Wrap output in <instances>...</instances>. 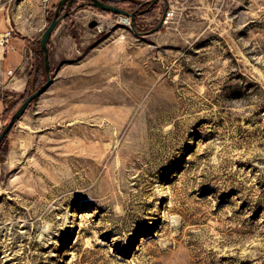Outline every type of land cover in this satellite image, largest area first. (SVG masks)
<instances>
[{"label": "rangeland", "instance_id": "1", "mask_svg": "<svg viewBox=\"0 0 264 264\" xmlns=\"http://www.w3.org/2000/svg\"><path fill=\"white\" fill-rule=\"evenodd\" d=\"M116 1L67 5L0 144V264H264V0ZM59 2L0 0V133Z\"/></svg>", "mask_w": 264, "mask_h": 264}, {"label": "water", "instance_id": "2", "mask_svg": "<svg viewBox=\"0 0 264 264\" xmlns=\"http://www.w3.org/2000/svg\"><path fill=\"white\" fill-rule=\"evenodd\" d=\"M75 0H60L57 8L55 15L52 19V21L47 25V27L44 29L41 39H40V45H41V51L44 54V59H45V65L48 73V81L44 83L40 88H38L36 91L28 95L26 99L23 101L22 105L19 107V109L13 114L11 117L9 123L3 128V130L0 133V144L3 142L4 138L7 136V134L10 132L12 127L16 124V122L24 115L26 112L27 108L29 105L37 98L39 97L49 86L51 82V74H50V49H49V43L50 39L52 37V34L58 27V25L61 23V21L69 16L71 14L70 10H67L64 13H61L62 7L65 2H68V6L71 7L73 5ZM159 0H152V3H156ZM90 5L98 7L100 9H103L105 11H110L113 13L120 14L125 17H131L132 20V26H135V13L130 12L127 9L118 6L116 3L110 2V0H91L89 2ZM79 8H75V10H78ZM165 20V15L164 19L161 22L160 26L163 24ZM91 27H96L98 26L100 30H103V25L99 23L98 19H92L89 23Z\"/></svg>", "mask_w": 264, "mask_h": 264}, {"label": "crops", "instance_id": "3", "mask_svg": "<svg viewBox=\"0 0 264 264\" xmlns=\"http://www.w3.org/2000/svg\"><path fill=\"white\" fill-rule=\"evenodd\" d=\"M72 16H74L73 13L69 17L64 18L61 21V23L58 25V27L56 28L54 33L52 34V37L49 43L50 57H51V49H52L53 42H54L53 41L54 34L56 33L59 27L61 28L67 25L68 19H71ZM69 39H66V40L68 41ZM16 40L17 41H12L11 43V45L14 46V49H11V48L8 49L6 51V54L4 55V59L2 61V69L4 73H7L11 69L14 71L12 75L13 76L12 82H11L12 88H14L15 90L19 92H24L27 89L28 84H29V76H24V73L27 72V65L29 64L28 60L30 59L27 52H28L30 45L32 44V41H34V38L29 37L27 39H16ZM6 106L7 104L4 98L0 97V121L4 117V114L6 112Z\"/></svg>", "mask_w": 264, "mask_h": 264}, {"label": "built area", "instance_id": "4", "mask_svg": "<svg viewBox=\"0 0 264 264\" xmlns=\"http://www.w3.org/2000/svg\"><path fill=\"white\" fill-rule=\"evenodd\" d=\"M174 14H175V13H174L173 10H168L167 13H166V15H165L166 20L172 18V17L174 16ZM120 16H121V19H122L123 17H125V16H122V15H120ZM126 18H128V17H126ZM128 19H129V18H128ZM166 20H165V21H166ZM129 23H130V19H129ZM11 36H12V31L9 30V31L5 34V42H6L7 44H10V37H11ZM10 48H11V49H14V46L11 45ZM8 73H9L10 75H13L14 71L11 69V70L8 71Z\"/></svg>", "mask_w": 264, "mask_h": 264}, {"label": "flooded vegetation", "instance_id": "5", "mask_svg": "<svg viewBox=\"0 0 264 264\" xmlns=\"http://www.w3.org/2000/svg\"><path fill=\"white\" fill-rule=\"evenodd\" d=\"M90 1H91V0H86L87 3H89ZM106 1H108V0H106ZM110 2L116 3L117 1H116V0H110ZM67 5H68V2H65L64 5H63V7H62L61 13L65 12ZM87 5H90V4H87ZM71 14H72V13H71ZM71 14H70V15H71ZM70 15H69V16H70ZM69 16H67V17H69Z\"/></svg>", "mask_w": 264, "mask_h": 264}, {"label": "bare ground", "instance_id": "6", "mask_svg": "<svg viewBox=\"0 0 264 264\" xmlns=\"http://www.w3.org/2000/svg\"><path fill=\"white\" fill-rule=\"evenodd\" d=\"M122 21H123L124 23H129V19L126 18V17H123V18H122Z\"/></svg>", "mask_w": 264, "mask_h": 264}, {"label": "trees", "instance_id": "7", "mask_svg": "<svg viewBox=\"0 0 264 264\" xmlns=\"http://www.w3.org/2000/svg\"><path fill=\"white\" fill-rule=\"evenodd\" d=\"M37 52L41 53L40 49H38ZM6 112H7V110H6ZM6 112H5V113H6Z\"/></svg>", "mask_w": 264, "mask_h": 264}]
</instances>
